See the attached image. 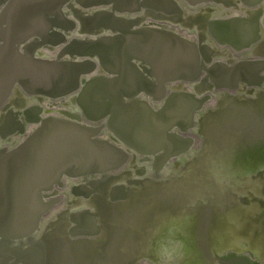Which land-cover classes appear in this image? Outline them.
<instances>
[{"label": "water", "instance_id": "obj_1", "mask_svg": "<svg viewBox=\"0 0 264 264\" xmlns=\"http://www.w3.org/2000/svg\"><path fill=\"white\" fill-rule=\"evenodd\" d=\"M209 5L228 10L211 7L197 19L201 26L191 29L195 36L141 17L188 21ZM263 42L264 0H0V109L12 116L0 119V264H59L62 258L70 264L72 255L73 264H135L146 250L137 229L141 216L163 200L152 179L196 147L192 134L212 95H247L234 100V147L246 131L264 133V58L255 57ZM234 53L252 55L234 63L225 59ZM16 97L28 105L19 113L11 109ZM52 102L58 110L48 109ZM63 106L75 113L64 114ZM213 118L208 150L184 177L169 178L182 180L159 192L191 198L204 192L217 198L219 208L234 209L244 226L250 200L236 203L235 193L246 192L236 181L264 179V167L241 166L231 176H216L210 161L221 125ZM137 161L151 164L152 179L126 181L128 186L110 179L97 203L102 213L127 215V244L97 247L83 240L100 231L84 230L96 225L87 213L71 232L78 238L73 253L61 251L57 237H40L54 205L45 192L65 177L119 174ZM223 179H234V189L233 181ZM165 203L161 208L174 207ZM244 228L234 230L233 243L192 249L187 264H264V250L243 242L249 235ZM262 237L264 242V231ZM44 239L54 245L43 248Z\"/></svg>", "mask_w": 264, "mask_h": 264}, {"label": "flooded vegetation", "instance_id": "obj_2", "mask_svg": "<svg viewBox=\"0 0 264 264\" xmlns=\"http://www.w3.org/2000/svg\"><path fill=\"white\" fill-rule=\"evenodd\" d=\"M218 8L221 7L223 11L228 10L223 5H209L203 8V10L198 12V9L195 12H192V18L193 20H182L178 22H175L174 19L178 16H170L167 19H159L157 17H160L161 15L157 14V17L152 16L151 14H143L141 15L142 18H145V21H153L154 23H166L167 25L179 30L181 33L186 34L187 36H192L191 29H195L198 25L201 26L202 22L197 20L201 16H206L209 9ZM216 12V9L214 13ZM218 13V12H217ZM222 13V12H221ZM140 17V18H141ZM198 34V33H197ZM195 36V35H193ZM264 42L261 43V45L257 48V55L255 57L257 58H264ZM252 54L245 53L244 55L240 57H235L236 54L234 53L233 56H225L226 60H231L233 63L236 61V59H246L249 58ZM206 89V88H205ZM218 100L217 104L214 107H208L206 109V105L213 100L215 97L212 95L210 101H208L204 106V114L202 115V125L197 127V133L196 130L194 132L195 135L200 136L199 140L201 143L200 149L195 152V154L192 156V158L187 161L185 159V156H181L179 158H176L173 160V164L171 165L170 170V177H167L168 179H152V176L154 175H147V171L150 170V165L146 162L137 161L136 164H132L130 167H128L126 170L122 171L119 174H108L105 176H96V177H89L85 180H77V179H71V178H64L62 179V185L59 187H55L53 191L45 192L44 198L46 201L53 202L54 205L52 206L49 214L47 215L44 222H42L41 226V238H50V237H57L59 238V246L61 251L62 249L70 250L71 253L75 251L76 247H74L75 242H77L78 238H74L72 236V231L76 228H78V224H76L77 221H79L78 216L80 214L87 213L89 217L88 221L94 222L95 226H90L87 228H84L85 231L89 232H95L97 233V229L100 231L98 234L92 237H88L83 240H87L90 242H93L94 244H97V247H102L103 245L106 247H112L115 245H125L127 244L126 240L127 238V232H126V222L128 221L127 215H125L120 210H110L106 213H102V209L97 208V203L102 204V200H104V194H105V188L106 184L110 181V179H124L121 183L118 182V185H125L128 186L126 181H131L133 179H140L141 181L152 179V183L155 185L157 192V195L160 194V196H163V200L158 202L157 204H160L159 207L155 208L154 211V217L153 220L156 221V219H159L160 221H165V218L170 216L166 215L162 218H160L158 215L162 214V210L166 212H171L170 210L173 207L169 208H161V206L165 203L170 205L174 203V206L180 202V201H186L187 204L183 208L181 212V216H185V221L183 223L180 222L179 226L172 225V232L173 236L176 240H179L184 245V259L182 260L183 264H187L189 262L188 255H185L186 250H192V247L190 245L191 241L188 240L190 235L193 237L192 242L200 246H217V244H226V243H233L234 242V230L237 228L245 227L246 225H249L250 227H247L248 231L252 228L255 229L254 220L256 219L258 221L255 222L257 226H262L264 223V179H251L249 180L250 183L245 182V180H239L236 181L237 185L241 183L239 186L236 185V188L239 189L240 187L242 191H246L243 193H235L237 195V202L239 203V199H248L250 200V203L247 204V206H244L246 210V215L243 217V223L244 226H240V224L237 222V214L234 216V209L231 210H224L222 208H219L216 205L217 198L209 197L206 193L201 192L199 194H195L192 198L188 196V194L179 193L174 194L166 197L164 192H159L160 189H168L170 184L174 181L182 180V179H169V178H178V177H184L183 175L180 176L181 173H184L185 170L189 167V165L194 161L195 158L202 157L204 152L208 150V134L206 132V129L208 128L207 125L210 123V118L215 119V121L219 120L220 118H224L225 115H227L229 112L234 114V100H240L242 97L247 96L245 92L243 93H232L231 95L223 94L222 92H219L217 94ZM27 102H25V99L22 97H16L12 101L11 109H13L16 113L22 112L24 108H26ZM45 104V103H44ZM48 105V109L51 111L58 110L56 108L57 104L52 103H46ZM61 111L64 112V114H74L75 111L73 109V106H63L61 108ZM10 109H0V119L11 118L12 116L9 114ZM231 116V115H230ZM234 116V115H233ZM24 118L23 116H21ZM217 124V123H216ZM222 125H228L229 123H220ZM231 128L229 129H223V131L220 128V134L222 135L224 132L229 135H231V138L234 137V123H230ZM219 129V128H218ZM219 134V133H218ZM195 139V138H194ZM19 140V139H18ZM220 141V139H219ZM218 142V141H217ZM7 146L11 145L10 143L6 144ZM233 145V144H232ZM142 165V166H140ZM177 168L182 169L183 172L180 173V171H176ZM174 176V177H173ZM195 180V179H194ZM199 180V179H197ZM202 180V179H200ZM234 180L232 184L229 186L231 190L234 189L233 186ZM246 186H244V184ZM116 184V185H117ZM253 185V186H252ZM255 185V186H254ZM243 186V187H241ZM261 193L255 194L257 191ZM190 195V194H189ZM168 198L167 200L165 199ZM234 197V193H233ZM166 200V201H165ZM173 200L177 202H173ZM215 200V202H214ZM87 203V205L85 204ZM263 203V204H262ZM172 216H176L180 213V211H172ZM156 214V215H155ZM147 216V214H146ZM242 217V215H241ZM143 218L144 215L141 216L140 220V226L138 229V232H143L147 228V223L143 225ZM162 219V220H161ZM142 221V223H141ZM161 225V224H160ZM146 227V228H145ZM161 227V228H160ZM160 230V238L157 240H153L151 237L146 241L144 254L138 256L135 261V264H157L154 259H159L157 254V247L159 244H162L166 241V238L168 237L169 228L166 229V227L158 226ZM246 228V227H245ZM246 229V230H247ZM157 231V232H158ZM166 232V234H164ZM155 234V233H154ZM153 234V237H154ZM126 235V236H125ZM166 235V237H164ZM122 238V240H116L114 238ZM40 238V239H41ZM114 239V240H113ZM163 239V240H162ZM144 241V240H142ZM249 240L244 239V243H249ZM145 242V241H144ZM243 243V244H244ZM144 244V243H143ZM50 245H54L51 242H48L44 239L42 242L43 248H49ZM131 245V243H129ZM234 245V244H233ZM143 246V245H142ZM244 246L248 247V244H244ZM191 247V248H190ZM99 253L101 251L98 249ZM103 255V254H102ZM105 256V255H103ZM102 256V257H103ZM153 257L151 260L150 257ZM191 256V255H190ZM188 258V259H187ZM108 257H106L105 260H107ZM205 259V258H204ZM70 264H73L74 256L72 255L69 258ZM159 262V261H158ZM52 264H56L55 261L52 262ZM59 264H68L67 261H63V258L61 259Z\"/></svg>", "mask_w": 264, "mask_h": 264}, {"label": "bare ground", "instance_id": "obj_3", "mask_svg": "<svg viewBox=\"0 0 264 264\" xmlns=\"http://www.w3.org/2000/svg\"><path fill=\"white\" fill-rule=\"evenodd\" d=\"M216 14H220L219 13H216ZM222 14V13H221ZM186 35V34H185ZM238 55H236L235 57H237ZM239 57V56H238ZM215 97L213 98V100H211V102H209L207 105H206V109L209 107H214L216 104H217V100H218V97L217 95H214ZM231 115V116H230ZM234 115V114H233ZM232 115V113H228L227 115H225L224 118H220L219 120H217L215 122V124L217 123L218 125H221L220 123H229L228 125H222L221 127H219L218 131H220V128L221 130L223 131V129H229L231 128V125L230 123H234V116ZM196 130V134L198 135L197 133V129ZM195 130L193 131V134L192 136L195 138V141H196V147L192 149V151L187 154L185 156V159L187 161H189L192 156L195 154L196 151H198L200 149V146H201V143H200V136H197L194 134ZM246 131V130H245ZM248 134H251V135H248ZM242 141L238 138L237 140V147H234V137L231 138V135H229L228 133L226 134L225 132L223 133V135L220 136V141H218V145L217 146H212V160L210 162H212V165H214V168L217 169L216 170V176L218 177H226V176H229L231 173L234 172V169H238L237 167H241V166H251L253 167L255 164H256V167H258L257 169L260 168H263L264 167V133L263 132H249V131H246V133L243 135L242 137ZM257 139V140H255ZM260 140V143L262 144H259L258 142L256 141H259ZM251 143H256V144H253L251 146ZM233 144V145H232ZM249 145V147L247 146ZM242 153H244L242 155ZM215 155V156H214ZM244 158V160H243ZM246 160V162H245ZM139 163H141V161H139ZM149 164V163H147ZM173 164V162H171V164L166 168V171L162 172L158 177H160L159 179H162L163 177H167L168 174L170 173V170H171V165ZM150 165V164H149ZM142 166V165H140ZM221 166V167H219ZM249 169V167L247 168V170ZM252 169V168H250ZM177 172L182 171V169H179L177 168L176 170ZM231 176V175H230ZM226 180L225 182L228 181V184H230L231 181H233L234 179H223V181ZM251 179H245V182L247 183H250ZM240 182V181H238ZM186 183V182H185ZM241 183H239L240 185ZM244 186H246L245 183H243ZM237 185V186H239ZM233 186H234V183H233ZM253 186V185H252ZM255 186V185H254ZM243 187V186H241ZM240 188V187H238ZM167 190V188H166ZM165 196L166 195H169L168 192H165L164 194ZM189 196V194H188ZM168 198H166L167 200ZM165 200V201H166ZM161 204V203H160ZM160 204H157L155 206V208L159 207ZM187 202L186 201H180L178 202L170 211L171 212H166L164 210H162V214H159L158 216L160 218L163 219L164 216L168 215L170 216V218L168 219V217L165 218V221H160L159 222V219H156V221L153 220V217L154 215V211H148L147 212V216L144 215V218H143V225L147 223V229H145L143 231V235L144 238H145V242L150 239L151 237L153 238V234L157 233L158 230H160V228H158V226H161L162 227H166L170 229H172V225L174 226H179V227H182L180 224L183 223L185 221V216H181V212L183 210V208L186 206ZM263 204V203H262ZM172 211H180L179 214H177L176 216H172V214L170 213H173ZM156 215V214H155ZM255 222L258 221L256 219H253ZM254 222V226H255V229L252 228L251 230L247 231V227H250L249 225H245L246 228H244L249 234L247 236V239L252 243V245H254L256 248L258 246H260L263 250H264V242L261 241V238L259 240V236L262 237V232L264 231V223L262 224V226H257ZM161 224V225H160ZM138 228V227H137ZM146 228V227H145ZM250 232V233H249ZM166 237V235L164 236ZM160 238V237H159ZM188 238V240L191 241L190 245L192 247V249H199V246L197 244H195L194 242H192V236L190 235L189 237H186ZM263 238V237H262ZM163 240V239H162ZM259 242L257 243L258 245H256V242ZM190 247V248H191ZM259 247V248H260ZM188 252L190 253L188 255V257L190 255H192L193 252H191V250H188ZM150 259L152 260L153 257L149 256ZM154 261L159 264V259H154Z\"/></svg>", "mask_w": 264, "mask_h": 264}, {"label": "clouds", "instance_id": "obj_4", "mask_svg": "<svg viewBox=\"0 0 264 264\" xmlns=\"http://www.w3.org/2000/svg\"><path fill=\"white\" fill-rule=\"evenodd\" d=\"M159 264H181L184 259V245L176 240L170 229L166 241L157 247Z\"/></svg>", "mask_w": 264, "mask_h": 264}, {"label": "snow or ice", "instance_id": "obj_5", "mask_svg": "<svg viewBox=\"0 0 264 264\" xmlns=\"http://www.w3.org/2000/svg\"><path fill=\"white\" fill-rule=\"evenodd\" d=\"M159 237H160V232L158 231V232L154 235L153 240H157V239H159Z\"/></svg>", "mask_w": 264, "mask_h": 264}]
</instances>
